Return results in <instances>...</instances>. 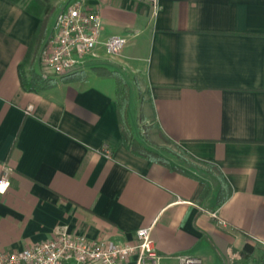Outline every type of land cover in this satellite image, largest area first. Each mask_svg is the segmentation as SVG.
<instances>
[{
	"label": "crops",
	"instance_id": "obj_1",
	"mask_svg": "<svg viewBox=\"0 0 264 264\" xmlns=\"http://www.w3.org/2000/svg\"><path fill=\"white\" fill-rule=\"evenodd\" d=\"M72 1L0 0V249L59 226L131 242L152 225L160 264H264V0H84L103 38L126 37L117 64L88 59L24 90L18 65L35 32L42 72L40 49ZM114 69L132 83L131 105L140 92L143 114L196 166L177 161L182 173L127 148L116 82L102 72Z\"/></svg>",
	"mask_w": 264,
	"mask_h": 264
},
{
	"label": "built area",
	"instance_id": "obj_2",
	"mask_svg": "<svg viewBox=\"0 0 264 264\" xmlns=\"http://www.w3.org/2000/svg\"><path fill=\"white\" fill-rule=\"evenodd\" d=\"M156 8L158 0H150ZM99 13L87 9L84 0H74L58 11L52 29L39 53L43 78L62 76L81 69L88 59L116 57L127 39L121 35L102 37ZM109 154V150L105 149ZM9 186L7 171L0 177V193ZM153 226L136 230L134 240L89 239L57 227L48 239L22 249H0V264H160ZM182 264H199L200 260L180 256Z\"/></svg>",
	"mask_w": 264,
	"mask_h": 264
},
{
	"label": "trees",
	"instance_id": "obj_3",
	"mask_svg": "<svg viewBox=\"0 0 264 264\" xmlns=\"http://www.w3.org/2000/svg\"><path fill=\"white\" fill-rule=\"evenodd\" d=\"M11 2H18L24 0H9ZM37 1V0H35ZM49 9L46 8V10ZM45 10V13H46ZM40 28L35 32L32 42L28 48L27 54L25 55L23 61L18 65V74L21 81V86L26 91L31 92H40L45 89L50 84V78H43L41 72L35 70L32 58L34 46L37 40L41 39L39 35ZM32 59V60H31ZM101 72V71H100ZM104 74L111 76L115 79L116 82V102H117V113L119 120V127L122 135L123 143L127 146L129 150L133 153L142 156L150 161L159 162L167 167L174 169L176 171L186 173L185 169L177 164V159L187 162L185 157L178 155L175 152L170 151L164 147H156L149 140L147 131L138 130L136 126L133 125L131 118V84L126 78L125 75L120 72L118 69L110 71H102ZM135 82V81H134ZM142 94L138 92L137 97L142 98ZM183 153L186 154L189 158H192L188 151L185 149ZM206 187V186H205ZM209 187H206L203 194L206 195ZM252 252V247L247 243L241 254L248 256Z\"/></svg>",
	"mask_w": 264,
	"mask_h": 264
},
{
	"label": "rangeland",
	"instance_id": "obj_4",
	"mask_svg": "<svg viewBox=\"0 0 264 264\" xmlns=\"http://www.w3.org/2000/svg\"><path fill=\"white\" fill-rule=\"evenodd\" d=\"M100 61H95V64H103V67H109L111 64H117L115 60H112L111 58ZM128 77L130 78L132 77V75L130 74L128 75ZM136 96L137 93L134 92L133 104L131 105V118H133V125L136 126L138 130L147 131L150 142L156 147H164L166 149H169L170 151L175 152L182 157H185V160H187V163H189V165L192 164V158H189L186 154L183 153L184 149L182 148V146L176 142L164 138L159 132V129L156 127L153 119L150 116H145V114H143L146 110L148 111L149 108H147V106L145 107V105L142 107V98ZM176 160L181 161V159L177 158ZM193 165L196 166L194 162Z\"/></svg>",
	"mask_w": 264,
	"mask_h": 264
},
{
	"label": "snow or ice",
	"instance_id": "obj_5",
	"mask_svg": "<svg viewBox=\"0 0 264 264\" xmlns=\"http://www.w3.org/2000/svg\"><path fill=\"white\" fill-rule=\"evenodd\" d=\"M0 190H2V188H0Z\"/></svg>",
	"mask_w": 264,
	"mask_h": 264
}]
</instances>
